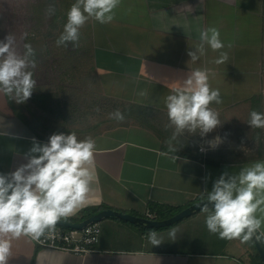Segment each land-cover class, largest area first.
<instances>
[{
  "label": "crops",
  "instance_id": "0c3cea01",
  "mask_svg": "<svg viewBox=\"0 0 264 264\" xmlns=\"http://www.w3.org/2000/svg\"><path fill=\"white\" fill-rule=\"evenodd\" d=\"M114 13L108 24L88 20L94 86L109 104L153 110L152 128L106 124L110 110L96 120L82 109L81 99L75 104L63 91L67 89L63 84L36 82L31 97L19 104L0 93L4 174L27 163L34 142L44 144L52 134L75 132L78 140L95 141V165L86 201L67 219L102 206L149 216V203L184 210L207 200L222 174L235 175L264 162V128L248 125L252 111L264 113V0H121ZM210 27L219 30L225 47L214 52L205 44L204 55L191 61L188 52L200 44V32ZM220 52L228 58L217 64ZM197 69L205 71L210 87L220 92L222 103L210 108L218 113L221 125L205 136L185 131L173 139L166 98ZM226 126L238 132L235 145L224 132ZM248 142L254 143L249 154ZM206 215L200 211L155 231L163 241L155 246L148 240L149 232L107 219L100 223L95 251L81 256L41 248L21 236L12 240L8 264L260 263L251 240L219 238L208 231ZM173 228L174 240L169 236Z\"/></svg>",
  "mask_w": 264,
  "mask_h": 264
},
{
  "label": "clouds",
  "instance_id": "9594fccd",
  "mask_svg": "<svg viewBox=\"0 0 264 264\" xmlns=\"http://www.w3.org/2000/svg\"><path fill=\"white\" fill-rule=\"evenodd\" d=\"M120 2L75 0L57 46H67L68 42L78 46L80 29L89 18L100 24L111 23ZM46 11L52 15L55 8L49 5ZM200 41L188 52L193 62L204 55L205 44L214 52L225 47L216 27L202 30ZM14 43L10 34L0 41V93L19 104L26 102L36 87L33 72L29 70L36 68V60L31 44L24 45L25 54L21 56L13 48ZM227 58L226 52H220V58L214 62L223 63ZM208 81L205 71L194 70L182 86L167 96V115L175 128L173 139L185 131L205 136L221 125L218 113L210 108L212 103H222L220 92L212 89ZM110 118L122 121L124 116L117 110ZM248 124L264 128V113L252 111ZM215 143H219L218 137ZM95 150L96 143L91 137L78 140L75 132L52 134L47 143L34 142L27 163L11 173L0 174V264H8L13 239L28 236L39 240L84 204L91 191ZM207 201L213 206L211 212L208 204L203 208L210 233L226 240L248 242L255 236L257 241H264V232H260L264 225V162H255L235 175L222 174L214 182ZM176 231L173 228L169 232L173 240ZM148 240L153 246L163 242L155 231L148 233Z\"/></svg>",
  "mask_w": 264,
  "mask_h": 264
},
{
  "label": "rangeland",
  "instance_id": "374dc122",
  "mask_svg": "<svg viewBox=\"0 0 264 264\" xmlns=\"http://www.w3.org/2000/svg\"><path fill=\"white\" fill-rule=\"evenodd\" d=\"M37 1L0 0V41H4L5 37L10 34L15 39L13 48L21 56L25 54L26 37L30 34L39 35L37 20L31 8L32 4ZM58 24V29L54 32L55 37L47 43L46 41H37L38 43H45V45L41 44V48H38L39 51H43V56L38 58L36 68L29 70L33 72V79L36 82L48 83L51 87L56 86L55 84L66 86L67 89L63 91L68 92L75 99V104L80 102L81 99L83 102L82 109H86V114L100 120L107 116L105 113L112 108V105L101 97L94 86L95 75L92 72L93 67L89 56L87 34L85 30L80 29L78 46H74L71 42H68L67 46H57L56 41L64 30L63 21ZM25 33H27L26 37ZM46 44L47 47H45ZM34 50L37 51V48ZM96 109H99V111ZM239 121L241 122V120ZM224 132L230 135L231 139L229 140L235 145L238 140L235 137L238 133L237 130L226 126ZM251 147H254V143L248 142L246 147L248 154Z\"/></svg>",
  "mask_w": 264,
  "mask_h": 264
},
{
  "label": "trees",
  "instance_id": "16d2710c",
  "mask_svg": "<svg viewBox=\"0 0 264 264\" xmlns=\"http://www.w3.org/2000/svg\"><path fill=\"white\" fill-rule=\"evenodd\" d=\"M73 3H75V0H38L37 1V4L35 5L33 9V14L35 15L36 20H37L36 22H37V29H38L39 35L30 34V36L28 35L25 39L26 44H31L33 49L37 48V51L34 50L35 51L34 58L36 62L38 61L39 57L43 56V51H39L38 48H41V44L45 45V43L43 42L38 43L37 41H44V42L46 41L47 43V41L55 37L54 32L55 30L58 29L57 28L59 26L58 23L60 21H63L64 25L66 24L65 22H67V13ZM49 5H53L55 8V12L52 15H48L46 11ZM81 29L85 30V33L87 34L86 39H87V44L89 46L90 41H89L88 21L85 23V25ZM45 47H47V44ZM30 59H32V57H30ZM92 67H93V64H92ZM92 72L94 73V68H92ZM94 81H96V78ZM110 102H111L110 104L112 105V108L110 109L109 114L114 113L115 111L119 110L123 114L124 119L122 121H118L116 119L110 118L109 120L105 122L106 124L115 126V125H130L132 123H135L145 128H152V125L154 123L153 120H156L155 113L153 110H150L145 107L133 105V104H124V103H120L116 101H110ZM257 112H260V110H258ZM0 174H4V173L0 170ZM201 200L203 199H200L197 201H201ZM105 209H112V208H108L105 206L98 207V208H89V209L84 210L79 217L71 218L67 220L71 222H81L93 216L94 214L100 212L101 210H105ZM112 210H115V209H112ZM182 210L183 208H172L169 206L158 205L155 203L148 204V211L153 216V219L155 220L169 219L175 216L176 214H178L179 212H181ZM116 211H119V210H116ZM124 213H128V212H124ZM128 214H131L137 217H142V218H149L146 215H140L136 213H128ZM137 228H139L140 230L144 232L157 231V230H149L144 227H137ZM251 243L254 246L252 240H251ZM262 243L264 245V241H262ZM257 258L260 262L259 264H263L258 253H257Z\"/></svg>",
  "mask_w": 264,
  "mask_h": 264
},
{
  "label": "water",
  "instance_id": "95a60500",
  "mask_svg": "<svg viewBox=\"0 0 264 264\" xmlns=\"http://www.w3.org/2000/svg\"><path fill=\"white\" fill-rule=\"evenodd\" d=\"M205 204H208V209L213 210V206L211 203H208L207 200H201V201H198L192 204L191 206L182 210L175 216L169 219H166V220H155V219H150V218H142V217H137V216H134L128 213H124V212H120V211H116L112 209H105V210H101L100 212L94 214L93 216L81 222H71L65 219H61L57 223L56 227H61L67 230L82 231L83 229H85L86 227L92 224L101 223L102 221L107 220V219H115V220H119V221L131 224L134 226L144 227L149 230H160V229L173 226L174 224L188 217H191L195 213L203 211ZM252 242L254 244L256 252L258 253L262 263L264 264V245L262 241H257L254 236L252 238Z\"/></svg>",
  "mask_w": 264,
  "mask_h": 264
},
{
  "label": "built area",
  "instance_id": "2783aa9c",
  "mask_svg": "<svg viewBox=\"0 0 264 264\" xmlns=\"http://www.w3.org/2000/svg\"><path fill=\"white\" fill-rule=\"evenodd\" d=\"M148 217L153 219L152 215ZM100 234V223H95L82 231L67 230L55 226L54 231L46 232L39 240L27 237L41 248L54 249L81 256L95 251V246L99 243Z\"/></svg>",
  "mask_w": 264,
  "mask_h": 264
}]
</instances>
